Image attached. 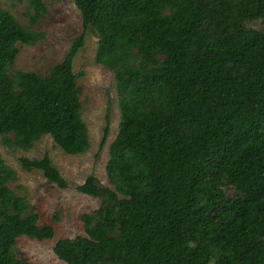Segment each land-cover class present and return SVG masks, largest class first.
I'll use <instances>...</instances> for the list:
<instances>
[{"label": "trees", "instance_id": "obj_1", "mask_svg": "<svg viewBox=\"0 0 264 264\" xmlns=\"http://www.w3.org/2000/svg\"><path fill=\"white\" fill-rule=\"evenodd\" d=\"M83 31L97 35L95 62L113 74L120 121L108 147V186L76 187L101 205L84 235L60 239L65 264H264V0H73ZM35 19L43 11L30 0ZM42 33L0 7V136L29 150L49 135L65 153L88 148L73 59L84 33L47 74H8L17 42ZM108 128L103 132L106 141ZM59 188L49 156L21 158ZM0 157V264H27L20 236L51 239L7 183ZM234 197H226L224 186Z\"/></svg>", "mask_w": 264, "mask_h": 264}, {"label": "rangeland", "instance_id": "obj_2", "mask_svg": "<svg viewBox=\"0 0 264 264\" xmlns=\"http://www.w3.org/2000/svg\"><path fill=\"white\" fill-rule=\"evenodd\" d=\"M40 2L43 11L35 19L30 0H0V7L7 10L22 27L43 34L34 44H15L17 54L7 72L10 75L17 71L47 74L51 67L63 60L72 42L84 33L83 46L76 53L72 66L80 88L79 100L82 120L87 129L88 148L82 154H65L49 135H44L29 150L24 151L4 144L0 136V157L15 172V179L8 182L7 186L26 199L37 214L38 226H50L53 229L51 239L18 237L13 248L16 258L27 264H65L55 256L53 246L60 239L83 236L82 217L92 215L101 205L99 197L82 194L76 187L90 175L99 184L109 185L105 165L108 147L117 135L120 113L113 74L95 62L98 37L93 32L83 31L80 12L74 1ZM249 26L257 30L264 29L260 20L249 23ZM106 127L108 135L102 143ZM45 154L65 179L66 188H59L48 181L41 171H27L20 165L19 161L23 157L40 159ZM223 192L226 197L236 194L234 188L227 185Z\"/></svg>", "mask_w": 264, "mask_h": 264}]
</instances>
